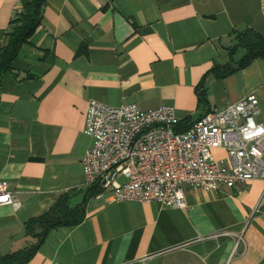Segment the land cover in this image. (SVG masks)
Wrapping results in <instances>:
<instances>
[{"label":"crops","instance_id":"crops-1","mask_svg":"<svg viewBox=\"0 0 264 264\" xmlns=\"http://www.w3.org/2000/svg\"><path fill=\"white\" fill-rule=\"evenodd\" d=\"M20 10L21 0H0V45ZM245 29L264 37V0H45L38 28L0 75V181L19 201L0 204V256L35 243L24 223L61 194L82 203L90 99L168 104L192 123L254 92L264 126V59L217 77L244 55L228 48ZM184 195L186 209L99 192L79 224L51 229L24 264H264L260 180ZM220 231L231 235L211 236ZM238 234L244 247L234 251Z\"/></svg>","mask_w":264,"mask_h":264},{"label":"built area","instance_id":"built-area-1","mask_svg":"<svg viewBox=\"0 0 264 264\" xmlns=\"http://www.w3.org/2000/svg\"><path fill=\"white\" fill-rule=\"evenodd\" d=\"M258 114L251 92L180 132L174 129L180 120L172 105L142 110L135 102L111 106L90 99L83 132L93 142L81 162L85 184L98 185L116 201L153 200L175 208H186L185 187L220 190L254 179L264 186V126L255 119ZM216 149L225 157H215ZM0 204L19 205L5 181H0ZM219 235L231 234L211 236ZM234 237L233 250L244 247L242 235Z\"/></svg>","mask_w":264,"mask_h":264},{"label":"trees","instance_id":"trees-1","mask_svg":"<svg viewBox=\"0 0 264 264\" xmlns=\"http://www.w3.org/2000/svg\"><path fill=\"white\" fill-rule=\"evenodd\" d=\"M44 2L45 0H21V10L14 21L16 24L6 33L5 40L0 45V75L9 68L11 61L18 55L22 45L29 41V38L38 28ZM239 48L244 50V55L236 66H230L229 64L221 66L217 77H224L237 68L246 66L255 58L264 59V37L252 29L235 33L234 44L228 48L229 55H233ZM190 124L185 120H181L174 129L182 132ZM100 191L101 189L96 184L85 187L82 203L73 206H70L69 203L70 194H61L48 210L32 216L24 223L25 234L35 238V243L26 251L0 256V264H24L37 250L38 245L51 229L79 224L84 218L83 205L85 201Z\"/></svg>","mask_w":264,"mask_h":264},{"label":"rangeland","instance_id":"rangeland-1","mask_svg":"<svg viewBox=\"0 0 264 264\" xmlns=\"http://www.w3.org/2000/svg\"><path fill=\"white\" fill-rule=\"evenodd\" d=\"M256 95V94H255ZM256 97H257V95H256ZM242 98V97H241ZM240 99V98H239ZM238 99V100H239ZM257 99H258V97H257ZM98 101V100H97ZM237 101V100H236ZM100 102V101H99ZM103 103V102H102ZM136 103V102H135ZM105 104V103H104ZM258 104H259V101H258ZM139 106V105H138ZM159 107V106H158ZM140 108V107H139ZM157 108V107H156ZM141 109V108H140ZM153 109H155V108H153ZM175 109V108H174ZM143 110V109H142ZM148 110V109H147ZM150 110V109H149ZM260 110V109H259ZM207 113V112H206ZM177 116V115H176ZM178 117V116H177ZM85 121V120H84ZM84 131V127H83V129H82V132ZM84 133V132H83ZM85 134V133H84ZM87 135V134H86ZM89 136V135H88ZM91 137V136H90ZM91 146H92V144H91ZM90 146V147H91ZM89 147V148H90ZM88 148V149H89ZM87 149V150H88ZM86 150V151H87ZM85 151V152H86ZM214 153V152H213ZM85 154V153H84ZM84 154H83V156H84ZM214 156L215 157H217V158H219V156H217V155H215V153H214ZM118 180L120 181V182H123V180H124V178L122 177V176H120V177H118ZM100 194H107L108 195V198H109V196H110V193L109 192H107V191H104V190H102L101 189V191H100ZM108 200H113L111 197L108 199ZM184 200H185V198H184ZM116 201V200H115ZM117 201H127V200H117ZM129 201H138V202H150V201H139V200H129ZM151 201H153V200H151ZM157 202V201H156ZM185 204H186V208H187V202H186V200H185ZM163 206V205H162ZM163 207H166V206H163ZM171 208H175V207H171ZM186 208H180V209H186Z\"/></svg>","mask_w":264,"mask_h":264}]
</instances>
